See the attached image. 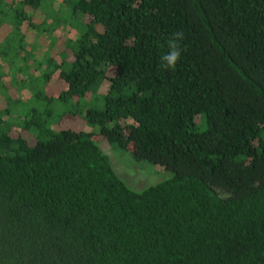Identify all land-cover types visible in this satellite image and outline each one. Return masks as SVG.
Returning <instances> with one entry per match:
<instances>
[{"label": "trees", "instance_id": "obj_1", "mask_svg": "<svg viewBox=\"0 0 264 264\" xmlns=\"http://www.w3.org/2000/svg\"><path fill=\"white\" fill-rule=\"evenodd\" d=\"M56 1L0 0V264H264V0Z\"/></svg>", "mask_w": 264, "mask_h": 264}, {"label": "rangeland", "instance_id": "obj_2", "mask_svg": "<svg viewBox=\"0 0 264 264\" xmlns=\"http://www.w3.org/2000/svg\"><path fill=\"white\" fill-rule=\"evenodd\" d=\"M56 6L59 8V0L56 1ZM55 6V7H56ZM43 19V15H36V22H40ZM66 24H62L57 27L53 31V36L57 37L55 42V50L63 49L62 36H59L66 30ZM75 31L72 30L69 36H74ZM0 36L2 35V31H0ZM28 34V42L31 44L33 38L35 36L34 32H27ZM45 36H41V38L37 39L38 44H40V52L39 54L45 52L50 47L48 45V38ZM37 38V37H36ZM36 40V39H35ZM3 72H8V67L6 65L3 66ZM17 72V71H16ZM13 73V71H11ZM19 74V73H18ZM22 75L21 73L18 75ZM2 79L7 82L9 80V75H4ZM50 87V90H52ZM32 92L31 89H24L20 94L22 99L29 98ZM84 129L86 131L93 130L91 127L85 126ZM97 145L103 151V153L109 158V161L120 179H122L125 184L134 191H141L151 185H154L160 181H163L171 176V174L164 170L163 167L157 165H150L146 162H136L132 159L129 151H122L116 148H113L108 144V142L104 139H97Z\"/></svg>", "mask_w": 264, "mask_h": 264}, {"label": "clouds", "instance_id": "obj_3", "mask_svg": "<svg viewBox=\"0 0 264 264\" xmlns=\"http://www.w3.org/2000/svg\"><path fill=\"white\" fill-rule=\"evenodd\" d=\"M184 40L183 31H176L171 34L167 40L169 51L161 57V68L163 69H175L178 61L181 59L182 48L181 42Z\"/></svg>", "mask_w": 264, "mask_h": 264}]
</instances>
